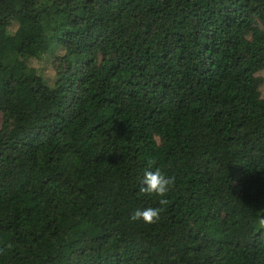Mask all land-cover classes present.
<instances>
[{
  "label": "trees",
  "instance_id": "16d2710c",
  "mask_svg": "<svg viewBox=\"0 0 264 264\" xmlns=\"http://www.w3.org/2000/svg\"><path fill=\"white\" fill-rule=\"evenodd\" d=\"M262 69L264 0H0V264H264Z\"/></svg>",
  "mask_w": 264,
  "mask_h": 264
},
{
  "label": "clouds",
  "instance_id": "9594fccd",
  "mask_svg": "<svg viewBox=\"0 0 264 264\" xmlns=\"http://www.w3.org/2000/svg\"><path fill=\"white\" fill-rule=\"evenodd\" d=\"M173 183V178L164 174V172L160 168L145 169L143 172V176L141 179V187L140 192L148 194L149 196L160 197L159 205H164L166 200L163 198L168 193L171 185ZM162 211V207H144L137 208L133 210L131 214V219L133 221H143L146 224L154 223L160 218V213ZM264 223V221H262Z\"/></svg>",
  "mask_w": 264,
  "mask_h": 264
},
{
  "label": "rangeland",
  "instance_id": "374dc122",
  "mask_svg": "<svg viewBox=\"0 0 264 264\" xmlns=\"http://www.w3.org/2000/svg\"><path fill=\"white\" fill-rule=\"evenodd\" d=\"M256 76H258L261 79L259 90H260L261 96L264 97V69L257 72ZM0 126H1V117H0Z\"/></svg>",
  "mask_w": 264,
  "mask_h": 264
}]
</instances>
